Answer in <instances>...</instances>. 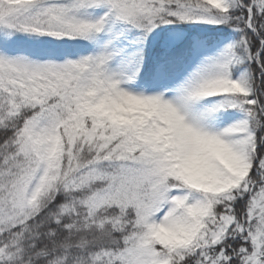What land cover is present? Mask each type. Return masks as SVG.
Masks as SVG:
<instances>
[{
    "label": "snow or ice",
    "instance_id": "6c2138e0",
    "mask_svg": "<svg viewBox=\"0 0 264 264\" xmlns=\"http://www.w3.org/2000/svg\"><path fill=\"white\" fill-rule=\"evenodd\" d=\"M0 264H264V0H0Z\"/></svg>",
    "mask_w": 264,
    "mask_h": 264
}]
</instances>
